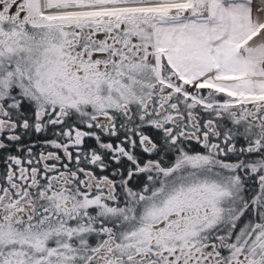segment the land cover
I'll return each instance as SVG.
<instances>
[{
	"label": "snow or ice",
	"instance_id": "obj_1",
	"mask_svg": "<svg viewBox=\"0 0 264 264\" xmlns=\"http://www.w3.org/2000/svg\"><path fill=\"white\" fill-rule=\"evenodd\" d=\"M0 264H264V0H0Z\"/></svg>",
	"mask_w": 264,
	"mask_h": 264
}]
</instances>
